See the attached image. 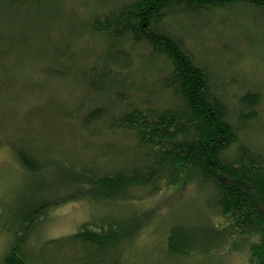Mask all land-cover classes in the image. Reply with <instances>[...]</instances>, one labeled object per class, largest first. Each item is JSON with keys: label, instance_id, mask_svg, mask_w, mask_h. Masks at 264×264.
<instances>
[{"label": "trees", "instance_id": "trees-1", "mask_svg": "<svg viewBox=\"0 0 264 264\" xmlns=\"http://www.w3.org/2000/svg\"><path fill=\"white\" fill-rule=\"evenodd\" d=\"M57 1L0 0L35 8ZM104 1L99 11L87 15L80 30L61 42L65 50L58 48L54 58L62 67L43 70L52 80L71 78L81 92V100L71 108L57 102L49 105L52 127L57 123L62 130H51L49 151L43 148L45 142L19 147L14 138L12 144H2L31 176L54 168L55 182L64 189L62 195L23 205L2 264H26L19 244L48 207L85 199L120 202L130 209L129 202L140 200L136 193L149 188L158 175L176 189L194 184L205 194L211 216L222 218L173 223L166 237L170 256L208 252L229 239H248L245 264H264V149L241 141L259 120L262 92L247 90L234 103L228 102L182 32L193 28L202 33L210 21L202 23L204 16L237 9L248 12L257 26L264 23V0ZM95 38L100 51L83 54L73 48V43ZM135 78L141 85L135 86ZM112 136L120 139L110 140ZM61 138L84 144L87 153L68 159L63 156L68 151L59 149ZM133 207L85 222L75 233L46 246L75 252L72 259L79 264H120L122 250L148 224L152 212L150 207L142 212Z\"/></svg>", "mask_w": 264, "mask_h": 264}, {"label": "rangeland", "instance_id": "rangeland-1", "mask_svg": "<svg viewBox=\"0 0 264 264\" xmlns=\"http://www.w3.org/2000/svg\"><path fill=\"white\" fill-rule=\"evenodd\" d=\"M105 3L104 0H58L52 5L35 8L27 4L9 6L0 2V264L14 242L17 215L23 205L64 193L62 185L55 182L54 168L47 167L40 174L31 176L23 171L12 150L2 144H12L14 138L19 147L45 142L47 145L44 143L43 148L49 151L51 130L53 133L62 131L60 124L55 123L52 127L50 104L57 102L62 107L71 108L81 100V92L76 90L71 78L52 80L43 70L50 72L62 67L54 58L58 48L65 50L61 42L67 39V34L80 30L87 15L99 11ZM209 16L202 20L204 23L210 19L204 32L193 28L184 30V40L193 54L213 72L228 102L234 103L247 90L262 92L263 101L257 109L259 120L242 135L241 141L254 146L255 150L264 149V48L261 47L264 23L255 26L252 16L239 9ZM68 41L72 42V39ZM87 41L73 43V48L81 49L83 54L91 49L100 51L101 44L96 38ZM66 65L64 69L67 71L69 67ZM135 80V86L141 85L138 78ZM38 104H43V110H35ZM76 125L72 122V126ZM117 139L120 138L112 136L110 140ZM115 143L112 144L116 146ZM119 143L126 144L127 141ZM81 144L72 138H61L59 149L61 153L68 151L63 156L74 160L76 156L73 155L87 153L88 149ZM81 147L83 151H79ZM149 185L136 193L140 200L129 202L137 212L149 207L152 212L148 224L122 250L120 264L246 263L248 239H229L208 252L170 256L166 251V237L173 223L216 222L222 218L211 216L205 207V194L194 184L176 189L163 175H158ZM132 206L129 209V205L120 202L80 199L48 207L19 244L25 263L79 264L72 259L77 256L75 252L65 250L61 253L63 251H56L46 243L75 233L85 222L105 215H118L127 209L132 211Z\"/></svg>", "mask_w": 264, "mask_h": 264}]
</instances>
